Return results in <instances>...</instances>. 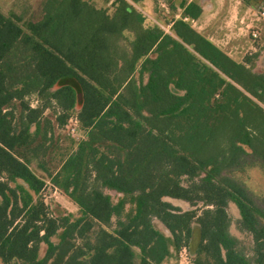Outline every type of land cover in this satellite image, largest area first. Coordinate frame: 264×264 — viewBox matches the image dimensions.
<instances>
[{
  "label": "trees",
  "instance_id": "1",
  "mask_svg": "<svg viewBox=\"0 0 264 264\" xmlns=\"http://www.w3.org/2000/svg\"><path fill=\"white\" fill-rule=\"evenodd\" d=\"M201 14L186 2L166 33L127 0L111 15L88 0H42L25 24L0 10V264H161L189 243L193 221L191 264H264V207L228 173L247 156L264 162V72L195 29ZM65 77L75 84L55 87ZM53 106L59 125L74 113L86 131L55 172L41 167L77 217L50 213L30 167L52 138L43 112ZM229 202L251 235L250 258L229 231Z\"/></svg>",
  "mask_w": 264,
  "mask_h": 264
},
{
  "label": "rangeland",
  "instance_id": "2",
  "mask_svg": "<svg viewBox=\"0 0 264 264\" xmlns=\"http://www.w3.org/2000/svg\"><path fill=\"white\" fill-rule=\"evenodd\" d=\"M97 8H103L108 14L115 10V0H88ZM145 16L144 26L153 24L161 27L164 32L171 33V23L175 18L181 16L184 4L188 0H127ZM42 0H0V10L4 14L15 13L20 17V22L25 24L29 20H36L41 14ZM205 12L196 20H191L192 26L200 33L212 40L223 51L237 61H242L246 57L251 58L252 69L256 72H264V20L258 19L259 11L264 4V0H203ZM255 26L259 29V38L254 39L251 31ZM127 39L132 38L130 32L124 33ZM254 54H257L255 57ZM61 83L75 84L71 77L63 78ZM31 106L35 107L40 102L36 95L27 97ZM81 95L78 93V100L75 109L80 106ZM264 108V103L260 102ZM55 107L44 110L43 116L52 121V138L43 144L31 159V169L46 182L40 193V197L54 216L72 214L73 217L80 215L78 206L60 188L53 185L41 167L47 168L50 172H55L63 158L79 145L87 140L86 131L75 124L73 120H66L63 125H59L55 120ZM72 128L74 130H72ZM33 130V126L31 127ZM38 137L34 143H38ZM231 176L244 182L251 190L255 201L264 207V162L252 156H247L243 165L228 172ZM112 200L115 202L121 194L115 190L104 188ZM172 204L186 210L193 208L187 201L172 197H165ZM129 205L126 206L128 208ZM200 213L202 203L194 206ZM230 216L229 231L240 241V248L249 258L251 257L252 239L248 232L239 230V213L236 206L229 202L227 207ZM154 225L168 234L167 230L157 220L153 219ZM193 232L189 243L179 250H171V254L165 258L161 264H191L195 257V250L199 243L200 230L198 223L193 221ZM57 241V236L52 238ZM45 246L41 245L40 255L44 253ZM136 261L139 260V251L135 248Z\"/></svg>",
  "mask_w": 264,
  "mask_h": 264
},
{
  "label": "built area",
  "instance_id": "3",
  "mask_svg": "<svg viewBox=\"0 0 264 264\" xmlns=\"http://www.w3.org/2000/svg\"><path fill=\"white\" fill-rule=\"evenodd\" d=\"M258 19L264 20V4L261 7V10L259 11ZM259 29L260 28L258 26H255V28H253V30L251 31V35L254 39H257L260 37L259 36ZM69 120H73L75 124L78 123V119H77L76 114L72 115ZM72 130H74V129L72 128Z\"/></svg>",
  "mask_w": 264,
  "mask_h": 264
},
{
  "label": "crops",
  "instance_id": "4",
  "mask_svg": "<svg viewBox=\"0 0 264 264\" xmlns=\"http://www.w3.org/2000/svg\"><path fill=\"white\" fill-rule=\"evenodd\" d=\"M189 1H191V0H188L187 2H189ZM196 1L202 6V14L201 15H203L205 12V6L203 5L204 4L203 0H196Z\"/></svg>",
  "mask_w": 264,
  "mask_h": 264
}]
</instances>
